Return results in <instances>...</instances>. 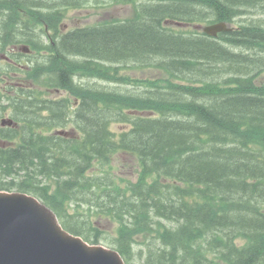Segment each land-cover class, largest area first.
<instances>
[{"label": "trees", "instance_id": "16d2710c", "mask_svg": "<svg viewBox=\"0 0 264 264\" xmlns=\"http://www.w3.org/2000/svg\"><path fill=\"white\" fill-rule=\"evenodd\" d=\"M111 1L131 4L134 18L61 32L66 12L88 0H0V54L17 44L46 53L28 70H1L77 101L0 93V112L17 122L0 127V191L33 195L91 244L103 241L94 219L116 223L103 242L126 264L138 237L143 264H264V22L215 38L166 25L236 23L264 15V0ZM133 68L168 80L121 73ZM76 76L144 91L94 89ZM69 126L75 137L56 131ZM118 153L137 159L136 182L121 186L110 172Z\"/></svg>", "mask_w": 264, "mask_h": 264}, {"label": "water", "instance_id": "95a60500", "mask_svg": "<svg viewBox=\"0 0 264 264\" xmlns=\"http://www.w3.org/2000/svg\"><path fill=\"white\" fill-rule=\"evenodd\" d=\"M223 22L208 25V36L228 31ZM22 52H28L22 46ZM12 120H2L10 125ZM63 133V132H60ZM0 264H126L103 245L88 244L65 230L55 213L36 197L0 191Z\"/></svg>", "mask_w": 264, "mask_h": 264}, {"label": "rangeland", "instance_id": "374dc122", "mask_svg": "<svg viewBox=\"0 0 264 264\" xmlns=\"http://www.w3.org/2000/svg\"><path fill=\"white\" fill-rule=\"evenodd\" d=\"M135 15L134 8L131 4H114L111 0H88L86 7L84 8H77L71 9L66 12L65 17L62 19L61 26L63 31H69L75 27H88V26H95L101 23H110V22H120L133 19ZM264 22V15H256V14H244L241 18L236 19V25L239 26L243 23H262ZM168 23V22H167ZM170 29L178 33L184 34H201L203 23H168L166 24ZM10 47V46H9ZM264 55V54H263ZM35 52L31 53V56L25 57L21 66L26 68L29 65L30 61H34ZM46 57V55H45ZM28 58V60H26ZM42 58L41 61H43ZM6 61L0 59V91L4 92V87L6 84H18L22 83L23 75L18 72V77H7L9 76L1 70L3 66H5ZM123 75H127L131 79L138 80V81H146V82H158V81H167V75L164 73L163 70L157 68H133V69H125L121 72ZM24 79V78H23ZM210 79V78H209ZM261 82H264V74L260 76L259 79ZM25 87L36 89L45 99H59V98H67L70 100V105L74 104L73 97L70 96L67 92L63 90H59L57 88H44L35 86L31 81L24 79ZM77 84L91 87L94 89H104V90H118L121 92L132 93V94H140L139 92H143V89H134L131 86H123L117 85L114 83L106 82L99 79H93L88 77H81L76 76ZM164 85V84H163ZM1 113V112H0ZM4 114L1 118H9L10 112L8 110L4 111ZM0 114V115H1ZM122 125L119 124H112L111 130L119 133ZM67 129V128H66ZM71 135L75 134V131L71 129L69 126L68 128ZM106 167L104 166L103 169ZM110 172L113 173L116 181L121 186H125L127 183H134L137 180L139 166L137 159L132 156L131 154L126 153H118L113 155L111 164L109 166ZM101 169L98 165L95 164L94 168L90 170L92 174H100ZM95 224L97 225L98 229L102 232L103 241L109 236H115V231L117 228V224L110 221L107 218L102 219H94ZM107 240V239H106ZM143 238H137L136 244L133 245V252L134 257H132V264H143L144 257L141 256L140 250L143 247L140 245L143 242ZM102 241V240H101ZM101 242L105 246L110 247V245L106 244L108 242ZM243 242H238L241 244ZM112 248V247H111Z\"/></svg>", "mask_w": 264, "mask_h": 264}, {"label": "flooded vegetation", "instance_id": "af4514ba", "mask_svg": "<svg viewBox=\"0 0 264 264\" xmlns=\"http://www.w3.org/2000/svg\"><path fill=\"white\" fill-rule=\"evenodd\" d=\"M235 29L238 28V27H234ZM218 37V35L216 36ZM19 55V54H18ZM8 62H10L11 64H16V61H13V60H9V59H6ZM17 77L18 75L17 74H13V77ZM17 88H26L25 86L23 85H20V84H13V85H8V86H5L4 87V95H2L3 98H8V97H12L14 96V92L13 91H16ZM1 116V115H0ZM12 126H16L15 124H13Z\"/></svg>", "mask_w": 264, "mask_h": 264}, {"label": "bare ground", "instance_id": "6f19581e", "mask_svg": "<svg viewBox=\"0 0 264 264\" xmlns=\"http://www.w3.org/2000/svg\"><path fill=\"white\" fill-rule=\"evenodd\" d=\"M245 13V12H244Z\"/></svg>", "mask_w": 264, "mask_h": 264}]
</instances>
